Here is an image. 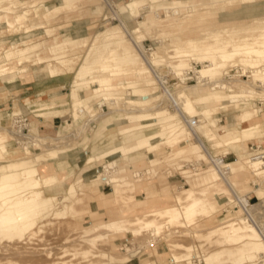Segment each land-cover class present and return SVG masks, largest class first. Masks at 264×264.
<instances>
[{
    "label": "bare ground",
    "instance_id": "obj_1",
    "mask_svg": "<svg viewBox=\"0 0 264 264\" xmlns=\"http://www.w3.org/2000/svg\"><path fill=\"white\" fill-rule=\"evenodd\" d=\"M147 1L157 4L164 0H130L124 5H119L117 13L107 11L105 19L113 16L119 23L97 33L103 45L90 49L78 65L74 74L75 80L70 86L68 103L71 105L69 111L74 119L73 124L84 121L79 126H75L73 132L68 135L63 134L65 129L72 127L68 123L63 125L55 136L46 133L38 134L37 130L27 125H21L19 131L13 132L0 120V154L8 157L0 160V252L2 253L0 255H3V260L8 259L5 255L27 254L28 247L25 241L28 240L27 237L32 236L30 232L49 216H58L60 214L58 208L66 201L71 200V209H74L75 204L85 201L87 197L96 206H103L105 204L104 186L98 183L99 180H104L107 184L128 186L133 189L132 182L136 178L135 173L141 170L136 168L132 173L129 170L130 166L133 168L140 162L146 161L148 167L143 170L146 173L160 175L164 179L167 176H165L162 165L166 166L168 162L176 161L179 156L187 153L196 154L200 159L210 161L212 166L207 164L205 168L196 170H190L186 165L176 168L180 174L184 175L187 182L184 187L176 188L175 191L178 194H187V198L191 201L185 204L180 211L173 207H166V214H169L168 220L177 222L183 219L192 223L205 212V202L193 196L196 185L206 187L202 192L210 199V206L214 210L219 207L216 203L226 206L230 202L229 204L236 203L235 208H238V211L235 212L237 216H225L232 218L207 234V237L219 248L199 257L195 247L175 243L172 246L183 252L175 254L171 259V264L184 262L186 264H256L264 258V151L254 150L253 154L239 153L240 155L235 158L234 162L226 160V156L230 153L226 156L211 157L207 151L211 148L222 147L226 151H231L234 146L237 148L238 144L243 143L240 137L233 136L236 126L242 127L241 133H249L264 126V105L240 106L241 112L233 114L232 122L223 126V128H228V139L223 141L218 133L220 121L216 119L213 109L226 101H239L240 96L253 87L252 83L237 79L241 77L239 75H232L229 79L218 77L220 71L235 59L252 70L255 85L264 87V69H261V64L264 62V34L260 39L245 38L242 42L232 45L227 42L216 49L201 50L193 45L191 48L201 55V60L209 63L200 71H195V75L199 73L202 77L208 78L202 86L210 87V89L205 92L192 86L178 91L179 93L174 97L178 104L176 113L160 108L159 105L145 109L132 108L124 115L118 114L110 117L112 113L98 112L100 104H95V99L100 96L106 101L122 99L124 92L118 91L121 77H127L131 73L136 76L137 80L127 83L125 87L126 90L133 89L136 95L135 99L127 100V103H136L148 100L150 98L148 89L154 85L161 87L166 93L170 92L167 89L164 74L153 69L162 65L165 56L176 59L172 63L177 69L175 76L182 79L181 81H189L192 73L190 71L196 70L195 68L187 69L189 64L185 57L186 52L189 51L183 48H175L170 52L161 48L146 49V40H156L155 34L153 35L151 31L153 24L147 20H137L142 16L140 8L145 6ZM174 4L187 6L184 0H173L172 6H166L164 9L173 8ZM111 7L110 5L109 9ZM0 10L3 9L0 8ZM95 12L99 13V8L95 9ZM125 25L128 28H125ZM130 31L133 37H130ZM26 33L29 34V31ZM229 46L231 48L227 50ZM30 48V42H22L20 45L17 39L4 48L0 53V78L18 74L22 81H26L28 75L40 76L39 72H26L22 68V63L27 59L25 53ZM15 59L18 64L8 67ZM58 59L63 65L69 63V60L61 59L57 54L49 58L47 62L50 61L48 65L52 75L58 71L53 62ZM128 68H133V72L127 71ZM98 72L100 74L96 75ZM0 85H2L1 80ZM87 85L94 86L82 90L81 87ZM29 103L27 99L14 100L12 116L17 117L14 123L21 122L20 116L31 111L28 108ZM51 107L43 106L42 109L45 111L38 112V114H46L47 109H52ZM51 112L54 115L64 113L59 110H51ZM84 116L88 119L82 120ZM197 116H202L203 119L197 121L193 118ZM194 120L196 124L193 126ZM111 127L115 129L120 138L106 142L86 158L84 166L88 168L76 174L75 179L68 185L65 195H47V191H51L61 181L60 175L63 171L60 164L61 158L65 155L70 156L69 154L75 150L78 151L80 145L92 137V133L93 136L99 138L105 135ZM8 133L17 134L26 141L25 153L32 152L36 147H48V150L30 158L21 157V155L17 157L14 154L19 150H9L6 145ZM205 143H208V146H204ZM140 152L147 153L146 158L131 162ZM190 154L184 156L186 157L184 159H187ZM118 160H127L131 163L127 169L114 170L109 173L108 168L115 167ZM249 172L254 176L253 181L257 186L253 192L260 200L252 206L249 205L247 199L236 196L237 188L247 185L249 178L246 174ZM167 178L170 181H176V178ZM186 185L191 187L188 188ZM213 195H217L218 199ZM252 215L257 216V224ZM143 229L159 233L162 226L151 220L146 222L143 228L131 230L120 221V218L97 225L94 227L95 234L82 240L89 245L83 254L89 258H97L99 254V257L103 259L101 264H108L105 258L111 256L104 252L92 251V248L98 246L101 241L111 240L110 232L115 234L126 232L129 236H138ZM196 235L200 236L199 233ZM152 242L147 241L148 245H152ZM143 250V248L133 250L130 257L136 258L142 254ZM121 264H126V262ZM141 264H151V262Z\"/></svg>",
    "mask_w": 264,
    "mask_h": 264
},
{
    "label": "rangeland",
    "instance_id": "obj_2",
    "mask_svg": "<svg viewBox=\"0 0 264 264\" xmlns=\"http://www.w3.org/2000/svg\"><path fill=\"white\" fill-rule=\"evenodd\" d=\"M128 1L130 0H0V8L3 9L0 10V53L15 39L19 40L20 45H22V42H30L31 48L25 53L27 59L22 63V68L26 72H39L40 74L38 77L28 75L26 81H22L18 74L0 78L3 85H0V120L13 132L19 131L21 125H27L33 130H37L38 134L46 133L52 136H55L57 131H60L66 123L71 124L72 127L65 129L63 131L64 135L70 134L75 130V126H79L84 122L81 121V123L74 125L73 116H68L64 122L63 119L53 121V128L45 130L47 124L45 122L38 123L36 117L38 115L50 117L54 115L51 110L60 109H67L68 113L72 115L69 111L71 105L68 103V99L71 83L75 80V71L92 47L103 45V41L97 37V33L119 23L113 16L105 19L107 11L111 10L117 13L119 5H124ZM184 1L187 3L186 7L174 4V7L168 10L164 8L172 6L173 0H164L157 4L147 1L146 5L140 8L142 16L137 20H147L153 24L151 31L153 35L155 34L156 40L145 41L147 50L161 48L170 52L175 48H183L189 51L186 52L187 56L185 57L188 59L189 64L187 69H196L190 71L192 73L189 79H191L181 81L182 79L176 77L177 69L173 67L174 63H172L176 59L165 56L162 65L153 69L164 74L167 89L170 90L169 93L154 85L148 89L150 94L148 100L127 103V100L136 98L133 89H125L127 83L137 80L136 76L131 73L127 77H121L119 81L118 91L124 92L122 99L106 101L101 96L95 99V104H100L98 112L112 113L110 117H115L118 114L124 115L132 108L145 109L160 105V108L176 113L178 104L174 97L177 96L178 91L192 86L203 91H209L210 89V87L202 86L205 79L208 80V78L202 77L199 73L195 75V71H200L209 63L201 60V55L191 48L193 45L201 50L216 49L227 42L232 45L242 42L245 38L260 39L264 34V0ZM110 5L112 7L109 9ZM98 8L99 13H96L95 9ZM125 26V28H128L127 25ZM27 31H29V34L26 33ZM130 37H133L131 31ZM230 48L231 46L227 50ZM55 54L60 56L61 59L69 60V63L63 65L59 59L53 61L58 71L52 75L48 65L50 61H47ZM17 64L18 62L15 59L8 67ZM261 66V69H264V62ZM133 70V68L127 69L129 72H133ZM226 72L229 74H224ZM99 74L98 72L96 75ZM105 74L108 75L109 73ZM252 74V70L240 64L237 59L227 64L219 73L218 77L222 79L223 77L229 79L232 75H239L241 77L237 79L253 84L252 89L241 95L239 101H226L213 108L216 119L220 121L218 133L223 141L228 139V128H223V126L232 122L233 114L241 112L240 106L264 105V87L253 83ZM14 76H18V83L13 86L7 85L5 82L7 78ZM152 76L154 77L153 74ZM174 84L178 85L173 86ZM93 86L87 85L81 88L84 90ZM259 89L262 91H258ZM15 99H27L30 102L28 108L31 111L22 114L19 123H14L17 117L12 116ZM43 106H52V109H47L46 114H38V112L45 111L42 109ZM48 110H50L49 113ZM65 113L58 115H64ZM86 117L84 116L82 120H87ZM193 118L197 121L203 119L202 116ZM241 129V126L234 127L233 136L241 137L243 142L248 141V137L242 138V133L238 134ZM256 131L264 132V126L259 127ZM256 131L251 132L253 134L249 139L253 138ZM257 137L264 140V133ZM119 138L115 129L111 127L105 135H101L99 138L93 136L92 133V137L81 144L77 149L78 151L75 150V152L69 154L70 156H61L60 164L63 168L60 175L61 181L51 191H47V195H65L68 185L75 179L76 174L88 168L84 166L86 158L101 145ZM25 142L17 134L8 133L6 145L9 150H19L18 153L14 154L17 157L21 155V157L30 158L44 150H48V147H36L32 152L25 153ZM241 144H238V146ZM204 146H208V143H205ZM243 146L249 150L250 154H253L252 151L254 150L264 151V145L256 138L249 143L246 142ZM200 150L203 151L202 148ZM207 151L211 154V157L216 155L226 156L229 153L223 147L211 148ZM76 153L78 154L76 155ZM188 154L190 153L179 156L176 161H170L166 166L162 165L165 176L176 178L175 182L170 181L167 177L162 179L160 175L146 173L143 170L148 167L146 161L140 162L133 168H131L132 166L129 167L132 173L135 172L136 168L141 170L135 173L136 178L132 182L134 184L133 189L128 186L107 184L106 181L99 180L98 183L104 186L103 200L105 204L103 206H96L87 197L85 201L75 204L74 209H71V200L66 201L58 208L60 209L58 216H49L30 232L32 236L27 237L28 240L25 241L28 247L27 254L5 255L8 258L7 260L6 258L3 260V255H0V264H101L103 259L99 257V254L98 257L96 256L97 258H89L83 254L89 248V245L82 242V240L95 234V226L113 219L119 220V218L131 230L141 229L146 222L151 220L160 224L162 229L159 233L143 229L138 236H129L126 232L118 234L110 232L109 237L111 240L101 241L98 246L92 248V251L104 252L111 256L105 258L108 264H121L124 262L130 264L133 260V264H141L142 262L171 264L172 257L183 252V250L172 246L175 243L195 247L199 257H203L206 253L219 248L216 243L207 237V234L232 218H226L225 216H237V213H235L238 211V208H235L236 203L229 204L230 202H228L226 206L225 204L216 203L219 207L214 210L210 206V199L202 192L206 187L196 185L194 186L193 196L205 202V212L199 215L195 221L189 223L180 219L177 222H170L168 220L169 214H166L165 211L166 207H173L180 211L185 204L191 201L187 198V194H178L175 191L176 188L184 187L187 182L184 175L180 174V171L176 168L186 165L190 170H196L205 168L207 164L211 165L210 161L200 159L192 153L187 159H184L186 158L184 156ZM146 155L147 153L140 152L136 159L131 162L145 159ZM236 157L233 159L226 158V160L227 162H234ZM3 158L8 157L0 154V160ZM131 162L118 160L115 167L108 168V172L127 169ZM246 176L249 181L246 182L247 185H243L244 187L237 188L236 196L247 199L250 206L256 205L260 200L253 192L254 188L257 187L253 181L254 176L251 172L247 173ZM189 186L186 185L188 188ZM254 194L257 199L253 198ZM213 196L218 199L217 195ZM252 217L257 224V216L252 215ZM197 233L200 236L196 235ZM149 240L153 241L152 245H148L147 241ZM139 248L144 249L140 254L141 256L131 258L130 253ZM0 254L2 253L0 252ZM261 263H264V258L256 264Z\"/></svg>",
    "mask_w": 264,
    "mask_h": 264
},
{
    "label": "crops",
    "instance_id": "obj_3",
    "mask_svg": "<svg viewBox=\"0 0 264 264\" xmlns=\"http://www.w3.org/2000/svg\"><path fill=\"white\" fill-rule=\"evenodd\" d=\"M6 83H7V85H10V86H13V85H16L17 83H18V76H14V77H8L7 78V80L5 81ZM235 110V109H234ZM60 112H66L64 115H53V116H50V117H45V116H41V115H38L37 117H36V121L38 122V123H43V122H45V124H47L46 125V129L45 130H49V129H52L53 128V121H55V120H57V119H63V122L65 121V119L69 116H72V115H70V113H68V110L67 109H60L59 110ZM40 127V126H39ZM259 129V128H258ZM258 129H256V130H258ZM242 130V129H241ZM256 130H253V131H256ZM252 131H250L249 133H242V138L243 137H248V141H245V142H243L242 144L244 145L246 142L247 143H249L250 141H252L254 138H256L261 144H263L264 145V140H262V139H260V137H257V136H259V135H262L264 132L263 131H256V132H254V135H253V138H251V139H249L250 137H251V134H253V133H251ZM238 134H241V132L239 131L238 132ZM243 134H246V135H243ZM239 137V136H238ZM241 138V137H240ZM240 145V146H238L237 148H235V146L232 148V150L231 151H229V155H227V159H233L234 157H236V155H239V153L240 154H242V153H247L249 150L245 147V146H243V145ZM250 150H251V148H250ZM67 172V171H66ZM65 172V173H66ZM68 173V172H67ZM253 198H256L257 199V197L255 196V194H254V197ZM133 262H134V260L132 261V262H130V264H133Z\"/></svg>",
    "mask_w": 264,
    "mask_h": 264
},
{
    "label": "built area",
    "instance_id": "obj_4",
    "mask_svg": "<svg viewBox=\"0 0 264 264\" xmlns=\"http://www.w3.org/2000/svg\"><path fill=\"white\" fill-rule=\"evenodd\" d=\"M196 124V120H194L193 122H192V125L194 126ZM221 161H223V159L221 160ZM263 236H264V233H263Z\"/></svg>",
    "mask_w": 264,
    "mask_h": 264
}]
</instances>
